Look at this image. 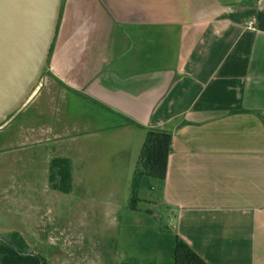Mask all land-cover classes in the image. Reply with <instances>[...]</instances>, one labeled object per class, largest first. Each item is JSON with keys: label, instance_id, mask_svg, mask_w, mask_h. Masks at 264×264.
Returning <instances> with one entry per match:
<instances>
[{"label": "crops", "instance_id": "obj_1", "mask_svg": "<svg viewBox=\"0 0 264 264\" xmlns=\"http://www.w3.org/2000/svg\"><path fill=\"white\" fill-rule=\"evenodd\" d=\"M145 127L172 138L158 194L151 180L139 198L162 201L207 264H264V0H61L43 79L0 149L32 148L41 184L69 159L68 214L117 216Z\"/></svg>", "mask_w": 264, "mask_h": 264}, {"label": "rangeland", "instance_id": "obj_2", "mask_svg": "<svg viewBox=\"0 0 264 264\" xmlns=\"http://www.w3.org/2000/svg\"><path fill=\"white\" fill-rule=\"evenodd\" d=\"M24 148L0 149V236L19 232L28 250L48 264H146L169 257L173 233L162 201H142L131 211L119 198L117 216L70 215L67 202L58 199L62 194L41 184L40 159ZM152 181L154 197L159 180ZM33 191L38 194L28 200Z\"/></svg>", "mask_w": 264, "mask_h": 264}, {"label": "water", "instance_id": "obj_3", "mask_svg": "<svg viewBox=\"0 0 264 264\" xmlns=\"http://www.w3.org/2000/svg\"><path fill=\"white\" fill-rule=\"evenodd\" d=\"M60 6L61 0H0V124L22 106L38 84ZM0 239L11 245L8 238Z\"/></svg>", "mask_w": 264, "mask_h": 264}, {"label": "trees", "instance_id": "obj_4", "mask_svg": "<svg viewBox=\"0 0 264 264\" xmlns=\"http://www.w3.org/2000/svg\"><path fill=\"white\" fill-rule=\"evenodd\" d=\"M133 123V122H132ZM135 124V123H134ZM172 134L169 130L145 127L142 142L130 180V193L127 207L137 211L140 188H151L152 178L164 180L167 157L170 151ZM49 185L52 189L67 193L71 190V164L65 157H54L49 163ZM11 245L0 239V264H48L38 254H29L27 243L17 231L9 236ZM42 260V262L40 261ZM161 264H207L187 243L174 235L169 248V257Z\"/></svg>", "mask_w": 264, "mask_h": 264}, {"label": "built area", "instance_id": "obj_5", "mask_svg": "<svg viewBox=\"0 0 264 264\" xmlns=\"http://www.w3.org/2000/svg\"><path fill=\"white\" fill-rule=\"evenodd\" d=\"M247 26L253 28V22L252 21H248ZM41 79H43V71H42V74H41V77H40V80ZM40 80H39V82H40ZM39 82H38V84H39ZM37 85H36V87H37Z\"/></svg>", "mask_w": 264, "mask_h": 264}]
</instances>
